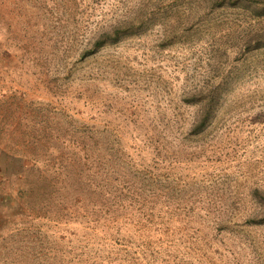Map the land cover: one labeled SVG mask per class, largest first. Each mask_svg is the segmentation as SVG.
Returning <instances> with one entry per match:
<instances>
[{"label": "rangeland", "instance_id": "rangeland-1", "mask_svg": "<svg viewBox=\"0 0 264 264\" xmlns=\"http://www.w3.org/2000/svg\"><path fill=\"white\" fill-rule=\"evenodd\" d=\"M246 7L0 0V264H264V49L246 46L264 17ZM194 89L220 98L190 135Z\"/></svg>", "mask_w": 264, "mask_h": 264}, {"label": "trees", "instance_id": "trees-1", "mask_svg": "<svg viewBox=\"0 0 264 264\" xmlns=\"http://www.w3.org/2000/svg\"><path fill=\"white\" fill-rule=\"evenodd\" d=\"M212 5V11L219 9V8H235V7H242L243 9H246V6H251L252 8V15L256 17H264V0H210ZM135 26H133L132 22H126L122 27H114L109 32H104L102 35L93 43L92 49H97L106 43H115L118 41L122 36H124L127 32L134 30ZM249 40L248 43H246L248 50H260L264 49V27H261L259 29H255V31H251L248 33ZM186 97L184 98V102L190 103V104H196L197 105V113L195 114L194 118L192 119L188 133L190 135L192 134H198L206 130L212 121V118L214 117V114L216 112V108L218 105V100L220 98L219 94L215 89H194L191 91H188L185 93ZM88 160V158H86ZM103 198L106 200L105 202V208L102 209L104 212L110 213V212H116V208L112 207V204H109V201L111 197H116V195L111 194V197L109 198L108 195L105 193L102 195ZM252 196L255 197L256 200H258L260 203L264 204V189L255 188L252 192ZM115 199H113L114 201ZM100 211V210H99ZM96 219V218H95ZM93 219V220H95ZM97 220L93 221L96 222ZM117 227H122L123 225H126L125 223H116ZM94 226V225H93ZM97 226V225H95ZM121 235V232L117 229L114 236L117 240H119V236ZM67 264V263H66ZM73 264V263H72Z\"/></svg>", "mask_w": 264, "mask_h": 264}]
</instances>
